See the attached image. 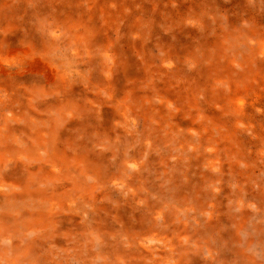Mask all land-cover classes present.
Instances as JSON below:
<instances>
[{"label": "bare ground", "instance_id": "6f19581e", "mask_svg": "<svg viewBox=\"0 0 264 264\" xmlns=\"http://www.w3.org/2000/svg\"><path fill=\"white\" fill-rule=\"evenodd\" d=\"M67 1L72 14L61 12ZM120 2L118 7L116 0H0V199L11 201L0 209V264H198L207 246L202 232L209 219L194 218L191 230L174 225L169 212L163 215L150 203L152 187L143 178L155 169L143 158L144 149L156 153V166L162 167V139L153 136L163 121L162 100L174 105L157 86L166 74L161 63L176 73L185 55L163 49L162 60L154 56L148 41L156 35L144 14L129 25L127 0ZM135 4L141 11L142 2ZM19 14L29 17L26 29ZM23 30L31 31L26 39ZM226 53L234 63L240 55L223 46V58ZM249 70L237 80L227 77L228 88H239ZM214 81L224 84L221 77ZM210 91L204 90L211 106ZM182 93L191 101L202 94ZM200 117L202 127L191 120L189 142L185 138L176 151L190 146L185 156L196 164L202 147H210L204 165L219 168L216 129L210 114ZM6 210L11 214L4 217ZM150 242L163 251L158 261L146 263Z\"/></svg>", "mask_w": 264, "mask_h": 264}, {"label": "rangeland", "instance_id": "374dc122", "mask_svg": "<svg viewBox=\"0 0 264 264\" xmlns=\"http://www.w3.org/2000/svg\"><path fill=\"white\" fill-rule=\"evenodd\" d=\"M116 1L119 7L121 2ZM135 2H142L141 11ZM67 3L70 2L63 4L61 12L72 14L74 6L70 8ZM127 8L125 19L128 18L129 25L131 19H136V14L141 13L154 31L156 36L148 41V50L154 56L157 54L162 60L163 49L167 53L176 52L180 58L185 55L176 73L168 70L167 63H161L166 74L160 75L157 86L161 95H171L168 98L174 101V105L162 100L160 113L163 121L159 132L153 136L162 139V167L156 166L157 154L150 151L147 155L144 149L143 158L155 165V169L143 175L152 187L148 197L150 203L159 205L163 215L166 213L167 216L169 212L174 225L185 223L189 230L197 226L194 218L201 222L209 219V225L202 232V239L209 238V241L206 247L202 244L203 249L197 256L198 264H213L215 260L220 264H249L250 257L256 264H264V152L260 151L264 150V0H127ZM191 17L192 22L189 21ZM17 20H25L22 25L23 29L27 28L29 17L19 14ZM30 32L23 30L21 33L26 39ZM223 46L237 51L245 61H241L238 55L235 63L231 62L230 53L224 54L223 58ZM226 64L229 66L223 70ZM247 68L252 70L251 73L247 71V81L238 84L236 90L228 88L227 77L230 81L237 80L238 75H245ZM214 73L222 78L223 85L214 83L219 78ZM240 79L243 78H238V81ZM183 89L191 96L198 91L202 94L191 101L185 94H178ZM204 90H211V106ZM209 114L216 129L212 131V140L217 143L213 149L223 162L219 168L204 165L207 152L212 149L210 147H202L198 156L201 158L196 164H190L192 158L185 156L187 151L191 152L189 145L182 153L176 151L185 138L189 142L187 132L192 128L191 120L199 128L204 124L200 116L205 120ZM196 140L194 136L193 141ZM171 143L175 144L174 147ZM258 152L259 159L255 156ZM173 162L175 165L172 166ZM195 191L203 206L201 209L194 201ZM8 202L11 201L0 199V209ZM2 214L7 217L11 212L6 210ZM161 217L156 218L158 224ZM189 243L193 246L191 241ZM149 246L152 247L148 252L151 255H147L145 262L150 263L151 259L158 261L163 249L155 242H150ZM206 248L214 254L211 258ZM93 261L98 263L100 258Z\"/></svg>", "mask_w": 264, "mask_h": 264}]
</instances>
